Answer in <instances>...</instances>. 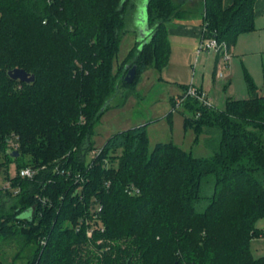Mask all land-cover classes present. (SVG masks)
I'll use <instances>...</instances> for the list:
<instances>
[{
    "label": "trees",
    "instance_id": "16d2710c",
    "mask_svg": "<svg viewBox=\"0 0 264 264\" xmlns=\"http://www.w3.org/2000/svg\"><path fill=\"white\" fill-rule=\"evenodd\" d=\"M128 2L0 0V170L12 186H0V248L19 244L25 264H264L251 251L264 235V95L249 75L250 97L228 98L224 110L183 103L198 137L220 131L212 156L151 149L147 123L112 135L87 161L117 80L134 89L168 63L169 24L190 17L192 0H148L150 40L115 71ZM256 2L201 0L204 38L231 50L255 31ZM15 68L35 81L12 79ZM26 167L33 179L20 177Z\"/></svg>",
    "mask_w": 264,
    "mask_h": 264
},
{
    "label": "rangeland",
    "instance_id": "374dc122",
    "mask_svg": "<svg viewBox=\"0 0 264 264\" xmlns=\"http://www.w3.org/2000/svg\"><path fill=\"white\" fill-rule=\"evenodd\" d=\"M143 2L144 0H129L125 5V25L120 35L115 71L122 67L123 63H132L134 56L125 58L133 47L142 44L138 41L141 37L139 12ZM184 8L189 10L190 17L187 20L193 19L195 24L199 25L201 18L196 14H199L201 7L198 1L194 0L184 5ZM243 34L242 38L241 35L238 37L236 47L233 46L230 50L229 66H217L216 72L213 53L207 59H204V53L198 58L196 50L190 48V40L173 36L171 41L169 39L171 60L161 70H147L140 76L134 89L123 86L121 80H117L120 89L113 92L109 108L95 125L91 137L94 148L88 153L87 161H92L94 154L99 152L112 135L147 123L151 149L160 143H173L185 151L192 152L195 157L212 156L220 140V131L202 133L198 137L192 127L185 126L186 117L195 119L196 115L184 106V102H180L186 92L180 84L202 87L208 94L213 108L217 110L225 109L228 98L242 100L250 97L247 75L257 85L259 93L264 95V32L258 30ZM220 72L222 77L216 75ZM172 78H178L179 81ZM8 173L11 177L15 175V164L9 165ZM8 183L10 181L6 177V171L0 170V186L4 187ZM11 187L10 184L9 188ZM1 199L9 210L14 200L5 191ZM256 226L264 229V221L259 220ZM0 249L2 264H25L27 261L25 253L16 257L20 251V245L17 243L4 244ZM251 251L255 257L264 256V235L252 240Z\"/></svg>",
    "mask_w": 264,
    "mask_h": 264
},
{
    "label": "crops",
    "instance_id": "0c3cea01",
    "mask_svg": "<svg viewBox=\"0 0 264 264\" xmlns=\"http://www.w3.org/2000/svg\"><path fill=\"white\" fill-rule=\"evenodd\" d=\"M192 1H194V0H192ZM197 1H198V4L201 2V0H197ZM231 2H232V0H227L226 2L224 0V3L226 6L231 4ZM199 7H200V5H199ZM255 12H256V19H255L256 29L253 32H256L258 30H263V32H264V0H257L256 6H255ZM200 14H201V11H199V14H196V15H198L201 18ZM187 19L180 20V21L175 20L169 24L168 32H169L170 41H171V37H173V36H175L177 38L181 37V39H188V41L190 40L191 41L190 48L196 50V54H197L198 58L200 56H202L203 53H204V59L205 58L207 59V58H209L210 55L214 54L215 66H216L215 70H214L215 72H216L217 66L221 67V66H223V64H225L226 66H229V61H228V63L223 62V60L221 59V56L218 55L217 53H214V52L197 53V48H198V46L201 43L202 38H203V29H202V21L203 20L201 18V22H199L200 24L197 25V23L195 24L193 19L192 20H187ZM149 29H151V28L149 27ZM151 33H152V31L150 32L149 35L145 36L144 39L140 38V40L138 42L144 43L145 40L149 41L150 37H151ZM243 35H241L240 38H242ZM257 43H259V41ZM234 47H236V45ZM171 54H172V52H171ZM170 60H171V58H170ZM216 75L218 76V73ZM172 79H176L177 81H179L178 78H172ZM180 85H182L183 89H184V86L188 87V84H180ZM193 85L195 86V84H193ZM195 87H197L202 92H204L208 98V94L203 90L202 87H198V86H195Z\"/></svg>",
    "mask_w": 264,
    "mask_h": 264
},
{
    "label": "built area",
    "instance_id": "2783aa9c",
    "mask_svg": "<svg viewBox=\"0 0 264 264\" xmlns=\"http://www.w3.org/2000/svg\"><path fill=\"white\" fill-rule=\"evenodd\" d=\"M202 52H214L217 53L222 57L223 62L228 63L231 58L230 50L225 43L218 42L215 38H202L201 43L197 48V53ZM219 77H222L223 74L220 72L218 73ZM186 98H194L198 99L204 106L213 108L211 101L207 98L206 94L199 90L194 85L188 86V89L185 92L184 97L180 100V102H184ZM57 171L60 169L59 167L56 168ZM37 170L33 168L26 167L20 170V177L23 179H33L36 176ZM64 171H62V174ZM5 187H9L7 184Z\"/></svg>",
    "mask_w": 264,
    "mask_h": 264
},
{
    "label": "water",
    "instance_id": "95a60500",
    "mask_svg": "<svg viewBox=\"0 0 264 264\" xmlns=\"http://www.w3.org/2000/svg\"><path fill=\"white\" fill-rule=\"evenodd\" d=\"M147 5H148V0H144L142 6L140 7V12H139V20L141 22V37L142 39L145 38V36L150 34L149 29V19H148V11H147ZM152 35V33H151ZM148 42L147 40L144 41V43ZM128 67V66H127ZM126 67V68H127ZM137 74V68L136 66H133L131 69H129L127 75L125 76V81L128 83H132L136 77ZM9 76L14 79V80H20L22 82L26 83H32L35 81V75L29 74L26 70L21 69V68H15L11 71H9ZM13 156H18L17 152L12 153Z\"/></svg>",
    "mask_w": 264,
    "mask_h": 264
}]
</instances>
